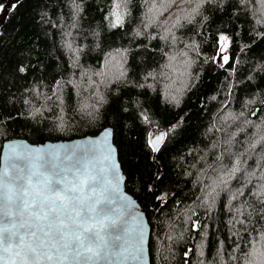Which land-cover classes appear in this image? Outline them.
<instances>
[{"label":"trees","instance_id":"obj_1","mask_svg":"<svg viewBox=\"0 0 264 264\" xmlns=\"http://www.w3.org/2000/svg\"><path fill=\"white\" fill-rule=\"evenodd\" d=\"M176 1L129 0L120 9L124 26L112 28L110 0H0V106L12 113L0 122V159L10 139L73 140L112 127L127 190L151 225V264H232L230 232L244 235L241 245L247 240L236 221L249 213L256 221L261 204L250 191L258 181L239 195V180H231L230 191L218 188L214 200L201 201L217 157L224 153L229 164V134L244 120L264 119V18L254 14L261 3L212 0L193 13L195 3L184 17V0ZM163 12L171 22L153 23ZM169 31L175 43L163 39ZM220 33L232 40L233 59L223 68L208 59ZM160 130L169 135L153 152L146 133ZM243 139L240 133L233 143ZM247 167L255 168V158ZM165 193L163 202L156 198Z\"/></svg>","mask_w":264,"mask_h":264},{"label":"snow or ice","instance_id":"obj_2","mask_svg":"<svg viewBox=\"0 0 264 264\" xmlns=\"http://www.w3.org/2000/svg\"><path fill=\"white\" fill-rule=\"evenodd\" d=\"M128 2L129 0H110L106 5L109 12L105 19L110 20L112 28L124 26L120 9L122 4L126 6ZM144 2L147 3L148 0ZM211 2L212 0H196L198 7L194 8L193 12H198L199 7ZM251 2L252 0H237V3ZM11 7L14 10L17 5L13 4ZM257 13L264 18V0H261V7L254 10V14ZM113 17L114 20H111ZM194 19L193 17L188 23L193 24ZM179 23L180 20L177 19L173 27ZM193 26L195 27L194 24ZM2 34L0 32V36ZM258 35L264 37V34ZM169 38L171 42H176L174 34L171 37L168 35L163 37L165 40ZM152 39L156 37L153 36ZM231 44V38L220 33L212 46L215 53L208 59L213 63L219 60L221 68L228 65L233 59L226 54ZM17 71L23 73L27 69L18 66ZM123 75L121 72L120 76ZM100 99L102 101L103 97ZM87 115L92 117L93 113L87 112ZM240 115L243 116L244 113ZM252 115H255V112ZM11 116L12 113L7 111L5 106H0V122ZM227 118L225 117V120ZM143 119L151 123L147 116H143ZM235 119L238 120L239 117ZM242 124L238 131L229 134V139L225 142L228 145L225 153L229 164L222 162L224 153L217 157L221 163L214 169L215 178L210 177V183L205 185L207 192L201 202L208 204L209 198L214 200L218 188L230 191L231 180H239L241 187L236 189L239 195H243V189L252 184L253 180L258 181V184L253 185L256 191H250V195L255 196L261 204L257 211V219L253 223L252 213H249L245 219L236 221L245 228L247 240L241 245L240 240L244 239V235L238 231L230 232L236 239L231 242L229 260L232 264H264V119L259 123L244 120ZM10 126L11 121L9 128ZM60 127H63V124ZM240 133L244 134V139L234 144L235 137ZM104 135L107 137L111 132L106 131ZM168 135L169 133L163 130L155 135L147 132L145 146L153 152H160V145ZM234 147L236 151H233ZM113 151L111 146L107 148L104 159L109 162L108 167L98 171H94L87 162L77 161L71 166L57 164V154H50L51 158L45 160L39 151L36 153L13 151L0 171V264H90L93 261L112 258L125 259L129 234L134 236L138 245L132 253L133 258H142L145 225L142 221L137 223L136 217L140 215L139 213L133 214L132 223L121 229L122 234L114 235L112 231L113 226L119 222V218L114 219L112 213L120 209L112 207L116 201L109 193L117 191L120 180L125 178L120 175L119 164L112 162ZM253 158L255 168L250 171L247 160ZM21 159L26 161L24 167L17 163ZM108 175L113 179H107ZM165 197L166 193L156 198L163 202ZM236 198V194L231 197ZM120 199L132 203L130 198L123 194ZM188 219L191 220V216ZM199 226L198 221L192 224L194 229H198ZM237 250L239 256L233 254ZM190 251L191 249L184 251L183 256L187 258ZM199 255L201 257L204 255L202 249ZM200 264H204L203 260ZM220 264L227 262L221 259Z\"/></svg>","mask_w":264,"mask_h":264},{"label":"water","instance_id":"obj_3","mask_svg":"<svg viewBox=\"0 0 264 264\" xmlns=\"http://www.w3.org/2000/svg\"><path fill=\"white\" fill-rule=\"evenodd\" d=\"M110 131L111 135L105 137L104 133ZM158 134V133H157ZM111 146L114 151L111 153L112 162L118 163L120 168V175L125 177L120 180L119 188L115 192L110 191V196L116 201L113 208H119L120 211L113 212V218H119V222L113 226V234H122L121 229L132 223V216L134 213H139L136 217L137 223L141 221L145 225V244L142 258H133L132 253L138 247L136 240L132 234H129L128 252L125 253L127 258H112L109 260H99L90 262V264H151L149 242L151 237V225L147 216V213L138 199L132 195L126 187L127 176L122 168V164L119 159L118 148L114 142V130L112 127H106L100 133L96 135H87L82 138H76L73 140H58V141H46L44 143H31L26 139H10L4 142L1 159H0V171L5 166V161L12 154L16 152H28L32 151L36 153L39 151L44 155L45 160L51 158L50 154H57V164L63 166H71L77 161L87 162L89 166L94 170L108 167L109 162L104 159L107 155V148ZM161 146V145H160ZM70 157L71 159H68ZM17 163L24 167L26 161L18 160ZM107 179L112 180L111 175L107 176ZM121 194L128 196L130 201H122L120 199Z\"/></svg>","mask_w":264,"mask_h":264},{"label":"rangeland","instance_id":"obj_4","mask_svg":"<svg viewBox=\"0 0 264 264\" xmlns=\"http://www.w3.org/2000/svg\"><path fill=\"white\" fill-rule=\"evenodd\" d=\"M181 1V0H177L176 2ZM196 3V0H191V2H184L182 1L181 4H179V6L183 7V10L181 11V13L185 12L184 17L189 16V14L191 12H189L191 9H193L194 5ZM259 3H261V0H259ZM261 7V4H259L257 6V9H259ZM158 12H162L161 9H158ZM193 12V11H192ZM180 13V14H181ZM194 13V12H193ZM172 14H170L169 12H163L161 15H154L153 16V23L156 24H161V23H169L171 22L172 19ZM175 31H169L167 32L168 35L174 34ZM227 54V53H226ZM117 66L122 67V64L118 63ZM89 74V72H87L84 77L86 78V76ZM91 77V76H90Z\"/></svg>","mask_w":264,"mask_h":264},{"label":"bare ground","instance_id":"obj_5","mask_svg":"<svg viewBox=\"0 0 264 264\" xmlns=\"http://www.w3.org/2000/svg\"><path fill=\"white\" fill-rule=\"evenodd\" d=\"M207 208V207H206Z\"/></svg>","mask_w":264,"mask_h":264}]
</instances>
